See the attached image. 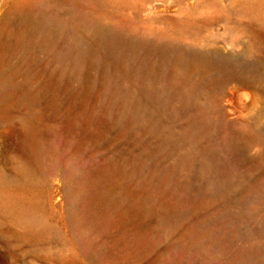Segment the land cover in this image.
Returning <instances> with one entry per match:
<instances>
[{"label": "rangeland", "instance_id": "1", "mask_svg": "<svg viewBox=\"0 0 264 264\" xmlns=\"http://www.w3.org/2000/svg\"><path fill=\"white\" fill-rule=\"evenodd\" d=\"M0 264H264V0H0Z\"/></svg>", "mask_w": 264, "mask_h": 264}, {"label": "bare ground", "instance_id": "2", "mask_svg": "<svg viewBox=\"0 0 264 264\" xmlns=\"http://www.w3.org/2000/svg\"><path fill=\"white\" fill-rule=\"evenodd\" d=\"M156 47H157V46H156ZM176 47H177V46H176ZM157 49L160 50L159 48H157ZM193 51H194V50H193ZM163 52H164V51H163ZM163 52H162V51H158L157 53H158V55H163V54H162ZM181 52H182V51H181ZM181 52H180V53H181ZM184 52H185V51H184ZM191 52H192V51H191ZM199 52H200V51H199ZM157 53H156V54H157ZM187 53H188V52H187ZM192 53H193V52H192ZM188 54H190V52H189ZM182 55H183V53H182ZM192 55H193V54H192ZM200 55L203 56V53L200 54ZM180 56H181V55H180ZM180 56H179V57H180ZM184 57H185V56H184ZM184 57H183V58H184ZM186 57H187V56H186ZM190 57H193V56H190ZM199 57H200V56H199ZM203 57H204V56H203ZM211 57H213V55H212ZM211 57H210V59H211ZM158 58H159V57H158ZM195 58H198V57L195 56ZM195 58H193L192 61H194ZM180 59H181V58H180ZM184 59H185V58H184ZM199 59H200V58H199ZM210 59H209V61H210ZM215 59H217V58H215ZM224 59H225V58H224ZM187 60H189V59H186V62H188ZM230 60H232V59H230ZM203 61H204V58H203ZM228 61H229V60H228ZM186 62H183L182 64H184V63H186ZM199 62H200V61H199ZM205 62H206V61H205ZM205 62H204V63H205ZM174 63H175V62H174ZM188 63H189V62H188ZM206 63H207V62H206ZM189 64H190V63H189ZM202 64H203V63H202ZM184 65H185V64H184ZM187 65H188V64H187ZM192 65H193V64H192ZM194 65H196V64L194 63ZM197 65H198V67H199L200 69H202L200 63H198ZM197 65H196V66H197ZM207 65H209V64H207ZM169 66H170V65H169ZM203 66H204V65H203ZM194 67H195V66H194ZM206 67H207V66H206ZM206 67H205V68H206ZM211 67H213V66L211 65ZM223 67H224V66H223ZM168 68H170V67H168ZM199 68H198V70H200ZM207 68H208V67H207ZM224 68H225V67H224ZM210 69H211V68H210ZM210 69H209V72H210ZM215 69H217V68H215ZM219 69H220V68H219ZM252 69H253L252 66L241 67V70H244V71H252ZM201 71H202V70H200L199 72H201ZM203 71H204V70H203ZM218 71H220V70H218ZM253 71H254V70H253ZM186 73H187V72H186ZM214 73H215V72H214ZM187 74H188V73H187ZM199 75H200V74H199ZM214 76H215V75H214ZM216 76H218V75H216ZM182 77H183V76H182ZM209 78H210V77H209ZM218 78H219V77H218ZM197 80H198V79H197ZM221 80H222V79H221ZM204 81H205V80H204ZM204 81H203V82H204ZM178 82L180 83V81H178ZM181 82H182V80H181ZM195 82H196V81H195ZM213 82H214V81H213ZM192 85H193V84H192ZM222 85H223V84H222ZM163 88H164V86H163ZM177 88H178V86H177ZM189 88H190V87H189ZM164 89H165V88H164ZM164 89H163V90H164ZM190 89H191V88H190ZM194 89H196V88H194ZM201 89H202V86H201ZM201 89H200V90H201ZM187 90H188V89H187ZM197 90H198V89H197ZM203 90H204V87H203ZM213 90H214V89H213ZM192 91H193V90H192ZM187 92H189V91H187ZM192 93H193V92H192ZM184 97H185V96H184ZM202 100H203V98H202ZM215 102H216V101H215ZM213 104H214V103H213ZM217 104H218V103H217ZM211 105H212V104H211ZM218 108H220V107H217V109H218ZM217 109H216V110H217ZM220 110H221V109H219L217 112H220ZM207 112H208V111H207ZM221 112H222V111H221ZM151 113H152V112H151ZM215 114H216V113H215ZM217 115H218V114H217ZM219 115H220V114H219ZM222 115H223V114H222ZM221 118H222V117H221ZM221 118H220V120H221ZM211 122H212V120L210 121V124H211ZM219 122H220V121H219ZM219 122H217V124H218ZM223 122H225V120H224ZM215 123H216V122H215ZM204 124H205V123H204ZM210 124H208V126H209ZM212 125H214V123H212ZM193 126H194V125H193ZM210 126H211V125H210ZM214 126H215V125H214ZM216 126H217V125H216ZM216 126H215V127H216ZM158 128H159V126H158ZM211 128H213V127H211ZM159 129H160V128H159ZM218 129H219V128H218ZM190 130H191V129H190ZM192 130H194L193 127H192ZM205 130H206V128H205ZM211 130H213V129H211ZM203 131H204V130H203ZM239 131H240V130H239ZM157 132H158V131H157ZM195 132H196V131H195ZM213 132H214V131H213ZM218 133H220V132L218 131ZM218 133H217V134H218ZM183 134H184V133H183ZM219 135H220V134H219ZM245 135H247V134H245ZM178 136H179V135H178ZM186 136H187V135H186ZM208 136H210V135H208ZM208 136H206V137H208ZM212 136H213V135H212ZM214 136H215V135H214ZM249 136H251V135H249ZM183 137H184V136H183ZM206 137H205V138H206ZM218 137H219V136H218ZM251 137H252V136H251ZM206 139H207V138H206ZM216 139H217V138H216ZM216 139H215V140H216ZM230 139H232V138H230ZM236 139H237V138H236ZM238 139H239V138H238ZM238 139H237V140H238ZM242 139H243V138H242ZM242 139H241V140H242ZM177 140H178V139H177ZM221 140H224V139H221ZM244 140H245V139H244ZM247 140H248V139H247ZM249 140H250V139H249ZM249 140H248V141H249ZM254 140H255V138H254ZM254 140L251 139V141H254ZM172 141H173V140H172ZM165 142H166V141H165ZM206 142H207V141H206ZM210 142H211V141H210ZM223 142H224V141H223ZM243 142H245V141H243ZM243 142H242V143H243ZM161 143H162V142H161ZM176 143H177V141H175V144H176ZM202 143H203V142H202ZM208 143H209V142H208ZM214 143H215V142H214ZM214 143H213V144H214ZM220 143H221V142H220ZM220 143H219V144H220ZM236 143H237V141H236ZM236 143H235V145H236ZM147 144H148V142H147ZM151 144H152V143H151ZM162 144H163V143H162ZM171 144H172V142H171ZM213 144H211V145H213ZM216 144H217V143H215V146H216ZM219 144H217V145H218V148H219ZM163 145H164V144H163ZM165 145H166V144H165ZM202 145H203V144H202ZM249 145H251V144H249ZM148 146H149V145H148ZM161 146H162V145H161ZM207 146H208V145H207ZM215 146L213 145V148H214ZM237 146H239V144H238ZM246 146L248 147V145H246ZM159 147H160V146H159ZM203 147L206 148L205 145H203ZM210 147H211V146H210ZM153 148H154V147H153ZM180 148H182V147L179 146V149H180ZM199 148H200V147H199ZM245 148H246V147H245ZM163 150H164V149H163ZM180 150H181V149H180ZM204 150H206V149H204ZM244 150H245V149H244ZM246 150H247V149H246ZM246 150H245V151H246ZM168 151H170V150H168ZM168 151H167V152H168ZM194 151H196V149H195ZM212 151H213V149H212ZM218 152H219V151H218ZM196 153H197V152H196ZM201 153H202V152H201ZM203 153H204V152H203ZM206 153H207V152H206ZM206 153H205V154H206ZM212 153H213V152H212ZM219 153H220V152H219ZM219 153H218V154H219ZM222 153H223V152H222ZM237 153H238V152H237ZM188 154H189V153H188ZM227 154H228V153H226L225 156H228ZM184 155H185V154H183V157H185ZM200 155H201V154H200ZM213 155H215V153H214ZM213 155H212V157H213ZM216 155H217V154H216ZM216 155H215V156H216ZM193 156H194V155H193ZM193 156H192V157H193ZM203 156H204V154H202V157H203ZM209 156H210V155H209ZM218 156H219V155H218ZM206 157H207V156H206ZM212 157L210 156L208 160L210 161V158H212ZM216 157H217V156H216ZM222 157H223V156H222ZM231 157H232V156H231ZM204 158H205V156H204ZM204 158H202V159H204ZM217 158H218V157H217ZM224 158H225V157H224ZM224 158H222V159H224ZM178 159H179V160L181 159L180 156H179ZM192 159H193V158H192ZM194 159H195V158H194ZM222 159H221V160H222ZM199 160H201V158H200ZM211 160H212V159H211ZM219 160H220V159L218 158V161H219ZM221 160H220V161H221ZM224 160H225V159H224ZM216 161H217V160H216ZM203 162H205V161H203ZM207 162H208V161H207ZM198 163H200V162H198ZM210 163H211V162H210ZM215 163H216V162H215ZM215 163H214V164H215ZM200 164H201V163H200ZM201 168H203V166H201ZM224 168H225V167H224ZM204 170H206V168H205ZM212 171H214V170H212Z\"/></svg>", "mask_w": 264, "mask_h": 264}]
</instances>
